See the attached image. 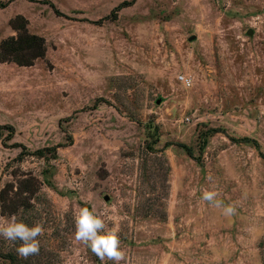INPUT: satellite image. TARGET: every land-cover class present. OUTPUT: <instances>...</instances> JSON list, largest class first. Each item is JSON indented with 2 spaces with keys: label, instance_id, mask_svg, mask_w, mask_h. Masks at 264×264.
I'll return each instance as SVG.
<instances>
[{
  "label": "rangeland",
  "instance_id": "rangeland-1",
  "mask_svg": "<svg viewBox=\"0 0 264 264\" xmlns=\"http://www.w3.org/2000/svg\"><path fill=\"white\" fill-rule=\"evenodd\" d=\"M20 18L46 54L0 62V222L43 225L28 264H102L80 207L121 264H264V0H0V43Z\"/></svg>",
  "mask_w": 264,
  "mask_h": 264
},
{
  "label": "clouds",
  "instance_id": "clouds-1",
  "mask_svg": "<svg viewBox=\"0 0 264 264\" xmlns=\"http://www.w3.org/2000/svg\"><path fill=\"white\" fill-rule=\"evenodd\" d=\"M191 83L189 80L186 86L190 87ZM201 193V201L207 202L210 207L220 209L225 217L235 215V206L218 199L217 191L202 188ZM73 219L75 241L86 245L102 264L105 260L112 261L114 264H121L126 260L116 230H109L104 219L96 214L94 208L80 207L78 211L73 212ZM44 231L42 224L35 223L30 226L18 220L16 214L11 216L8 223L0 222V237H3L5 242L14 245L17 256L24 260L39 254L40 241L38 237H42Z\"/></svg>",
  "mask_w": 264,
  "mask_h": 264
},
{
  "label": "trees",
  "instance_id": "trees-1",
  "mask_svg": "<svg viewBox=\"0 0 264 264\" xmlns=\"http://www.w3.org/2000/svg\"><path fill=\"white\" fill-rule=\"evenodd\" d=\"M22 21L21 27L12 24L15 30L17 31V36L15 38L8 39L0 43V62L8 63L14 62L20 66H32L33 63L45 57L46 54V45L44 38L30 34L27 30L26 22L20 18ZM24 21V22H23ZM26 55V56H23ZM22 57H24L22 59ZM152 131V128H151ZM153 135V134H151ZM44 150L38 151L36 154L43 156ZM14 188V187H12ZM11 188V189H12ZM12 190L5 188L1 193V200L6 202L8 200L7 195ZM28 190L18 189L16 194H25ZM4 202V203H5ZM11 215L17 214V211H11ZM0 257L6 259L10 264H28V259L24 260L19 258L15 252V249H11L8 252H3L0 249ZM29 258H32L30 256Z\"/></svg>",
  "mask_w": 264,
  "mask_h": 264
},
{
  "label": "built area",
  "instance_id": "built-area-1",
  "mask_svg": "<svg viewBox=\"0 0 264 264\" xmlns=\"http://www.w3.org/2000/svg\"><path fill=\"white\" fill-rule=\"evenodd\" d=\"M179 80L181 81V83H182V80H183L182 84H184L186 86L190 79L188 77H186L185 75H181V76H179ZM186 87H188V86H186Z\"/></svg>",
  "mask_w": 264,
  "mask_h": 264
},
{
  "label": "water",
  "instance_id": "water-1",
  "mask_svg": "<svg viewBox=\"0 0 264 264\" xmlns=\"http://www.w3.org/2000/svg\"><path fill=\"white\" fill-rule=\"evenodd\" d=\"M248 34H249V35H252V34H253V31H252V30H250ZM193 39H194V37H192V38H191V40H193ZM157 103L159 104V103H160V100H158V102H157ZM106 199H107V198H106Z\"/></svg>",
  "mask_w": 264,
  "mask_h": 264
}]
</instances>
